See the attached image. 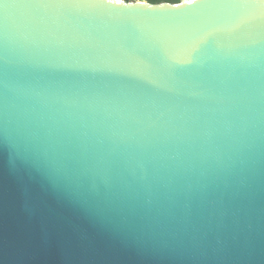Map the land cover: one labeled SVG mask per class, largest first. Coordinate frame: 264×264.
Returning <instances> with one entry per match:
<instances>
[{
    "label": "water",
    "instance_id": "95a60500",
    "mask_svg": "<svg viewBox=\"0 0 264 264\" xmlns=\"http://www.w3.org/2000/svg\"><path fill=\"white\" fill-rule=\"evenodd\" d=\"M0 264H264V0H0Z\"/></svg>",
    "mask_w": 264,
    "mask_h": 264
},
{
    "label": "trees",
    "instance_id": "16d2710c",
    "mask_svg": "<svg viewBox=\"0 0 264 264\" xmlns=\"http://www.w3.org/2000/svg\"><path fill=\"white\" fill-rule=\"evenodd\" d=\"M149 2H161V1H167V2H178L179 0H147Z\"/></svg>",
    "mask_w": 264,
    "mask_h": 264
}]
</instances>
